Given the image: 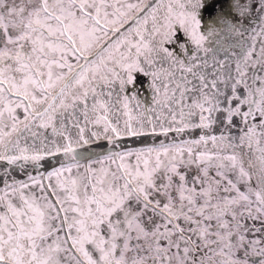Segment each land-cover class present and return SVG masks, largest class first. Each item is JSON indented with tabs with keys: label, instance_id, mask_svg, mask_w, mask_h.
Here are the masks:
<instances>
[{
	"label": "snow or ice",
	"instance_id": "1",
	"mask_svg": "<svg viewBox=\"0 0 264 264\" xmlns=\"http://www.w3.org/2000/svg\"><path fill=\"white\" fill-rule=\"evenodd\" d=\"M0 264H264V0H0Z\"/></svg>",
	"mask_w": 264,
	"mask_h": 264
}]
</instances>
